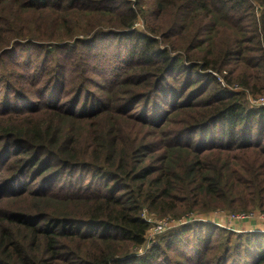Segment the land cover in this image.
<instances>
[{
  "label": "trees",
  "instance_id": "trees-1",
  "mask_svg": "<svg viewBox=\"0 0 264 264\" xmlns=\"http://www.w3.org/2000/svg\"><path fill=\"white\" fill-rule=\"evenodd\" d=\"M234 83L264 97V0H0V264H264V233L205 221L137 254L146 210L264 214V106Z\"/></svg>",
  "mask_w": 264,
  "mask_h": 264
},
{
  "label": "rangeland",
  "instance_id": "rangeland-1",
  "mask_svg": "<svg viewBox=\"0 0 264 264\" xmlns=\"http://www.w3.org/2000/svg\"><path fill=\"white\" fill-rule=\"evenodd\" d=\"M257 14H258V19L260 20V17H261L260 11H257ZM136 29L138 31H141V32H148V29L146 27V24H144V22L138 23V25L136 26ZM105 40H108V38H106ZM118 55H119V44L116 42L111 46V51L104 54V56L98 57L96 59V61H95L96 67L94 69L106 71L108 68V71H111L114 69L115 72H119V69L114 68V65H117L119 63V60L117 59ZM92 74H93L92 77L94 80H93V83L89 84V97H92L94 94H97V93L100 94L101 93L100 92V86H102L103 84H106L105 80L109 79V78L105 79V77H103V76H96V73H92ZM214 75H216V74H214ZM218 81L221 82L222 85L226 86L224 80L221 79L220 76L218 78ZM229 86L233 90L236 91V89H239L238 91L243 93V95L245 96L246 103L248 104L249 107L258 108L260 106H264L263 105V103H264V97L263 96L253 94L251 92H247V91L243 90L241 87H239L238 84H235V83L231 84ZM31 119L36 120V119H39V117H32ZM82 178L86 179V182H88L90 180V176H88L87 172L84 174V177H82ZM217 212H220V211H215V212H212L211 214L208 213L204 217H207V218L209 217L210 218L209 221L213 220L217 223L222 224V226H217V225H214L213 223H210L214 226L219 227L220 229H226L227 231H232V233H255V232L264 233V215H262V216L253 215V216H249V217H241L242 219H240V220H233V218H232L233 215L230 214L229 212H222L225 214L214 215ZM143 215H144L143 217H145V219H148L152 222L151 223L152 228L156 227L155 226L156 223H161V222L164 223V231L162 234H155L153 231L151 233H149L147 243L143 247V249L139 253H137L138 256H144L153 247L154 244H157L160 242V238L163 235H166V234L170 233L171 231H173L177 228H181V227H184L186 225H191L193 223H196V221H194V219L190 218L192 215H189L188 217L185 216L186 220H184L182 222L177 221L175 223H173V221L171 220L172 218H175L172 216L160 218L154 214L152 215L147 210L144 211ZM201 216H203V215H201Z\"/></svg>",
  "mask_w": 264,
  "mask_h": 264
},
{
  "label": "built area",
  "instance_id": "built-area-1",
  "mask_svg": "<svg viewBox=\"0 0 264 264\" xmlns=\"http://www.w3.org/2000/svg\"><path fill=\"white\" fill-rule=\"evenodd\" d=\"M263 105H264V103H263ZM217 214H225V213H222L221 211L220 212H217V213H215L214 215H217ZM253 215H260V216H262V215H264V214H261V213H253V214H248V215H233V220H240V219H242L241 217H249V216H253ZM145 218V217H144ZM191 219H194V221H196V222H200V221H205V222H208V223H213L214 225H217V226H222V224H220V223H217V222H215V221H209V217L207 218V217H201V216H195V215H192L191 217H190ZM189 218V219H190ZM147 221H149L150 223H152L150 220H148V219H146ZM172 221H173V223H175V222H177L176 220H174V219H171ZM184 220H186V218H183V219H180V220H178L179 222H182V221H184ZM177 224V223H176ZM156 227L155 228H152V226H151V228H150V231H149V233H151L152 231L155 233V234H162L163 233V231H164V223H156V225H155ZM149 233H148V235H149ZM143 249V248H142ZM142 249H140V251L142 250ZM139 251V252H140Z\"/></svg>",
  "mask_w": 264,
  "mask_h": 264
}]
</instances>
